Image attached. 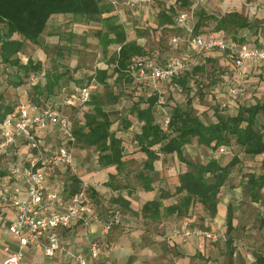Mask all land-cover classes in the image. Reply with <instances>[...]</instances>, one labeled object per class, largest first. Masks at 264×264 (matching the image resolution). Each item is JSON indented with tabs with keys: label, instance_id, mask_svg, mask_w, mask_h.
<instances>
[{
	"label": "trees",
	"instance_id": "1",
	"mask_svg": "<svg viewBox=\"0 0 264 264\" xmlns=\"http://www.w3.org/2000/svg\"><path fill=\"white\" fill-rule=\"evenodd\" d=\"M246 1L251 3L254 0ZM159 3L163 4V1H159L157 6ZM182 3L188 5L189 1L183 0ZM176 13L173 2L169 3L165 9L158 12L159 24H175L173 15ZM195 15L196 33L204 34L210 30L238 46L248 44L247 34L242 31L246 30L253 35H258L260 32V27L255 25L248 15L238 10H231L217 16L201 9L195 11ZM60 16L79 18L88 26L97 25L95 26L97 27L96 36L106 53L110 46H121L119 52L115 49L112 53L107 67L95 68L94 74H91L82 85L91 82L93 77H95L96 85L101 84L104 87L110 85V78H113L115 84H132L133 78L128 70L136 59L145 57L146 51L136 40L128 39L125 23L120 20L119 13L108 0H0V67L12 69L7 77H14L15 80L10 79L9 81V84L14 87L25 85L26 78L28 76L30 78L32 73L38 76V83L35 84L31 83L28 78V82L31 83L30 91L27 93L30 95L29 102L21 103L30 107H45L63 99L61 89L64 86L69 89L73 87L69 83L64 84L66 72H63L57 65L54 68L45 69L43 61L28 56L27 61L24 62L20 57V54L26 51L27 43L39 44L49 21L52 18H60ZM135 29L139 31L141 28ZM77 37H79L78 34L72 30L69 31L70 40ZM61 40L60 37L56 46V51L60 55L63 53L60 48V46L63 47V44H60ZM258 41L257 38L254 41L256 45L251 46L258 47ZM222 54L227 56L226 52ZM111 66L113 73L110 72ZM203 70L202 64H196L192 69L173 78L170 83H166L169 86L164 87L167 88L166 93L159 89L162 96L166 97L170 94V89L183 91L187 85L186 81L190 79L189 75L195 78V73ZM79 82H74L76 87H79L77 86ZM158 100V95L151 96L146 100L145 107H142L141 101H138L130 106L132 107L130 113L135 114L137 119L143 122L141 133L136 135V139L148 157L144 162L143 170L138 175L146 190L153 189L151 184L153 177L149 173L154 172V161L159 157V152L176 154L186 166V170L179 173V184L174 191V194L179 195V201L168 206V212L183 214L192 205L199 203L209 217H215L218 212L220 193L227 184H230L235 171H241L242 180L245 181L244 191L250 200L263 202L264 160L260 161V164L257 163L258 167H262V171H257L258 167L249 170L245 166L248 161L264 156V102L240 107L234 115L219 116L215 121L205 122L199 115L163 101V104L166 103L165 105L170 108L169 128L165 131L156 122L154 115ZM17 105L3 98L1 94L0 121L13 115ZM87 106L89 108L84 111L85 122L82 124L77 121L76 125H73L78 143L83 147H95L99 152L98 157L101 164L115 165L121 169L124 165V147L122 139L117 137L116 132L112 130L116 118L106 109L104 97L98 92L91 94L85 107ZM66 108H62L66 114H69L70 110L77 113L82 109L79 105ZM124 123L128 128L132 121L124 119ZM192 143L205 146L211 151V156L204 161H196L187 156L185 151ZM155 145H159L158 150L152 148ZM222 148L226 151L220 152ZM228 151L233 153V157L225 161L224 155ZM145 170L149 173L146 174ZM4 174V171L0 170V179ZM71 180L70 185L64 182L67 188L65 198L82 189L83 183L77 176L71 177ZM230 185H234V182ZM167 195L166 191H162L157 199L147 202L143 206V214L158 218L163 207V198ZM234 217L233 208L229 205L226 218L228 232L233 229ZM261 222H264V218Z\"/></svg>",
	"mask_w": 264,
	"mask_h": 264
},
{
	"label": "crops",
	"instance_id": "2",
	"mask_svg": "<svg viewBox=\"0 0 264 264\" xmlns=\"http://www.w3.org/2000/svg\"><path fill=\"white\" fill-rule=\"evenodd\" d=\"M182 1H163L164 4L161 7L155 8L157 10L156 18H158L159 10L165 9L171 2H173V7L177 12L195 7L196 2L194 0H187L189 1L188 5H183ZM256 1L262 3L264 10V0ZM155 10L145 9L135 14L139 16L138 18L141 19L142 23L141 26L137 27L141 28L139 31L154 27L158 29L156 31H159L160 27H162L163 29H170L172 32L177 30L178 33H175L173 36L185 35L184 30L176 27L175 24L160 25L159 20L155 24L150 23V18L147 17H151V12ZM117 12L122 16L121 13L124 12V8L120 7ZM176 15L177 13L173 15V19ZM144 20H148L149 24L147 22V25H143L145 24ZM122 22L130 24L129 19L126 20L124 15ZM125 25L126 31L129 33L127 24ZM129 27L132 30L130 25ZM74 32L78 34L75 30ZM45 33L46 30L41 37H44ZM130 39L132 40V38ZM134 40H136V37ZM136 42L140 44L138 40ZM31 45L33 46L29 47L26 45V53L28 56L44 62L46 53H44V48L41 44ZM183 46L187 52H191L185 45ZM116 48L117 46H115ZM145 51L146 55L144 58H157L155 52L149 53L147 50ZM217 56H223L222 52L218 51ZM55 61L58 67L63 65L62 61ZM196 64L198 63L191 62L190 69ZM252 64L256 65L255 69L258 70L255 72L258 75L262 73L263 70L261 71V68L264 67V61L247 62L243 68V72L245 70L248 72V69L251 70L253 67ZM253 79L257 80L258 78H250V80ZM257 85H260V89L263 90L264 80L260 81L259 84L255 83L252 87L256 88ZM98 86L103 85L98 84ZM128 86L135 88L132 93L134 97H128L131 106L141 101L142 107H145L148 98L155 96V94L159 96V100L155 105L154 115L156 122L162 128L163 113L161 108L165 107L162 101L164 97L159 89H150V87H155L156 84L149 82L137 83L133 79L132 84ZM150 93H152L151 96H149ZM232 99L228 97L227 103L232 104ZM127 107L130 114L129 119L132 121L130 127H132L134 125V120L130 113L132 107ZM165 108L170 112V108ZM81 110L82 118H79L78 121L83 124L85 122L84 108ZM108 111L111 112L110 110ZM114 114L111 112L112 116ZM137 124L135 136L130 142L124 141L122 136L116 133L117 137L122 139V145L124 147V165L121 169H118L115 165L101 164L98 157L99 152L95 147H83L77 141L74 146L73 169L60 166L61 171L58 176L60 178L56 177L57 182L55 183L52 177L56 176V168L47 172V185L53 189L57 188V183L60 182L59 180H62V182L66 181L70 185L72 181L71 177L77 176L83 183L82 187L86 185L89 194L91 193L90 196L87 195V200L100 215V220L87 224L82 218H76L69 227H58L56 232L62 249L58 250L52 257L45 254L42 245L27 244L22 251V263L79 264L77 256L82 255L86 260V264H264V222H261L264 216L260 218V222H235L237 219L235 209L241 201L236 194L242 193L248 197L244 191L245 181L242 180L241 171L234 172L231 181L236 182V186L228 190V195L232 192L238 200L233 201L234 198H228L226 204L221 203V194L229 188L227 184L220 193L218 212L215 217H209L203 209V206L199 203L192 205L183 214H177L176 212L170 213L167 207L179 201L180 197L174 194V191L175 187L179 184V173L185 171L186 166L179 160L176 154L159 152V157L154 161V172L149 173L148 170H145L146 174L149 173L153 177V182L151 183L153 189L146 190L138 175L143 170L144 162L148 157L136 139V135L141 133L143 122L137 119ZM49 127L43 132L48 146L64 145L67 143L56 125L50 124ZM50 129L53 131L51 132ZM50 132L53 138L49 136ZM46 133H48L47 136ZM58 137L62 139L61 142L57 140ZM194 144L196 145L197 143H193L192 145ZM18 147L19 158L23 160L28 153L27 146L22 140H19ZM189 147H187L185 154L194 159L195 157L191 154ZM199 147L204 148L205 146L201 145ZM152 148L158 150L159 145H155ZM7 163L4 160L0 161V170L5 173L1 177L0 182L8 185V187L19 186L22 192H24L26 183L17 176L12 177L9 175L5 169ZM245 167L249 170L254 169L251 161H248ZM162 191H166L168 195L163 198V207L161 208L159 217L154 218L150 215H144L142 212L143 206L147 202L157 199ZM250 201L253 205L264 204V200L262 203ZM229 205L232 206L235 216L232 222L233 229L231 232H228L226 222ZM56 207L60 211L64 210V204L60 201H56ZM112 208L120 210L121 222L108 231L105 229L104 223L110 216V209ZM196 210L206 213L204 222H196L192 217ZM13 218L14 208L10 200H0V264L20 248L19 238L8 230ZM207 233L215 234L217 239L215 241L210 239L206 235ZM43 241L46 243L47 239ZM92 243H96L99 247V253L96 257L92 255L90 250Z\"/></svg>",
	"mask_w": 264,
	"mask_h": 264
},
{
	"label": "built area",
	"instance_id": "3",
	"mask_svg": "<svg viewBox=\"0 0 264 264\" xmlns=\"http://www.w3.org/2000/svg\"><path fill=\"white\" fill-rule=\"evenodd\" d=\"M108 1L117 11L123 7L137 14L145 9L155 10L159 1L166 0ZM174 20L176 27L183 29L185 35L173 36L170 41L171 48L177 49L183 44L191 52L199 54L214 49L226 52L228 58L237 67L233 80L239 81L243 77L242 69L247 62L264 61V49L260 47L248 44L238 46L210 30L204 34L196 33L195 7L178 11ZM120 49L121 46H117V52ZM190 68V62H186L177 54H171L163 62L155 57L136 59L128 73L137 83H170L173 78L182 75ZM29 80L33 84L38 83V76L32 73ZM233 80L230 84L233 86H230L228 91L230 98H235L242 89ZM93 84H95V77L88 84L79 87L73 86L69 89L64 86L61 89L63 99L45 107H30L19 103L13 115L0 121V161L8 162L5 169L10 176H17L26 183V189L22 192L19 186L8 187L0 182V200H10L14 208V218L8 230L18 237L20 242L19 250L9 255L2 264H23L22 251L27 244L42 245L45 254L52 257L62 249L56 232L58 227H69L76 218H82L87 224L100 220V215L87 200L84 186L79 192L65 198L67 188L64 182H59L56 189L49 188L47 185L48 171L60 166L73 169L74 164V146L77 143V138L70 116L64 113L62 108L75 105L84 108L91 98ZM151 95L152 93L149 94V96ZM223 105L226 106V103ZM161 111L163 113L162 129L166 131L169 128L170 113L165 107H162ZM50 124L58 127L67 142L66 144L48 146L43 132L48 129ZM19 140H22L28 149L23 160L19 158ZM225 151V148L220 150V152ZM56 201L64 204L63 211L56 207ZM120 222V210L112 208L104 227L109 231ZM206 235L214 241L217 239L215 234L207 233ZM44 239H47L46 243H44ZM90 250L94 257L99 253L96 243H92ZM77 260L79 264H86L82 255H78Z\"/></svg>",
	"mask_w": 264,
	"mask_h": 264
},
{
	"label": "rangeland",
	"instance_id": "4",
	"mask_svg": "<svg viewBox=\"0 0 264 264\" xmlns=\"http://www.w3.org/2000/svg\"><path fill=\"white\" fill-rule=\"evenodd\" d=\"M194 1L196 2L195 11L203 9L209 14L219 16L226 14L231 10H238L242 14L248 15L250 20L254 21L253 23L260 27V32L258 35H253L251 32L246 30L242 31V33L245 32V34H247L248 45H256L254 41L258 38V47L264 49V10L261 2L259 3L256 0L251 3H248L246 0ZM163 4L159 3V6L161 7ZM159 6L156 7L158 8ZM121 14L122 16L119 14L121 21L123 15L126 20L129 19L130 21V24L125 23L127 24V30L129 32L128 39H134L136 37V40H138L145 50L149 53L155 52L160 62L166 60L171 54H177L186 62H197L198 64H202L204 67L203 71L195 73V78L189 75L190 79L189 81H186L187 85L186 87L184 86L185 89H183V91L173 90L168 87L171 93L162 98V101L169 105H178L192 114L199 115L205 122L215 121V119L219 116L226 117L234 115L240 107L249 106L257 102H264V89H260V85H257L256 88L252 87L255 83L259 84L260 81L264 80V67L261 68V71L263 70L262 73L258 75L255 72L258 70L255 69L256 65L252 64L253 67L251 70L248 69V72L246 70L243 72L242 69L243 77L239 79V81L235 79L233 80L234 72L237 69L236 64L230 61L231 59L225 55L217 56L219 50L214 49L204 52L203 54H199L187 52L183 45L178 49H172L170 46V40L175 33H178L177 30L172 32L170 29H163L160 27L159 31H156L158 29H155L156 27H154L151 29L136 31L135 28L142 25L141 19L138 18L139 16L133 14L125 8L124 12ZM156 14L157 10L151 12V17H147L150 18V23H157L159 17L156 18ZM147 22L149 24V21L147 20L143 25H147ZM129 25L132 27V30ZM95 26H88V24H84V22L79 20V18L72 19V17L65 16L52 18L49 21L44 37H41L40 39V44L44 48V53H46V58H44L43 62L44 68H54L57 65L55 60L62 61L63 65L60 68L63 72H66L64 84L69 83L70 85L73 84L72 86H76L75 83L80 81L77 85L80 86L89 79L95 68L107 66L110 56H112V53L115 51V46H110L107 53L104 52L99 43V39L96 36L97 27ZM70 30H75L79 34V37L70 40ZM60 37L62 39L60 44H63V47L60 46L63 50L61 55L56 51V46L59 43ZM27 45L29 47L33 46L30 43ZM20 57L25 62L27 61L28 54L24 51L20 54ZM5 68L6 67L4 66L0 67V95L3 94V98H7V100L11 101L15 105L21 102H29L30 95H27L30 91L29 89L31 84L28 82L29 76L26 78L25 85L21 87H14L9 84L10 79H14V77H7L9 76V71L12 69L6 68V70ZM110 72L113 73L112 66ZM252 77H256L258 79L250 80ZM70 79H72L75 83ZM232 80L235 81V84L238 85L240 89H242L240 90V93L232 99V104H228L229 87L233 86L230 85L229 82ZM167 86L169 85L166 83L157 82L156 86L150 87V89H162L166 93L167 88L164 87ZM134 90L135 88H131V86L129 87L126 84L113 83V78H110V85L108 87L93 84L91 88L92 93L98 92L102 94L106 102V108L112 113H115L113 117L116 118V122L112 126L113 130L121 135L124 141L129 142L134 138L136 132L135 128L138 126L135 114L131 115L134 120V125L132 127L126 128L124 123V119L128 120L130 116L127 110V106H131V103H129L130 99L128 97H134L132 94ZM224 103H226V106L223 105ZM165 104L162 105L167 107ZM88 108L89 106L85 107L83 111H86ZM65 109L67 108L65 107ZM68 115L70 116L72 125H76L78 119L82 118V110H78L77 113L70 110ZM51 132L49 133V136L53 138ZM47 134L48 133H46V136ZM57 140L59 142L62 141L59 137ZM54 141L56 140L54 139ZM192 144L189 145V150L195 157L194 159L196 161H204L211 156V151L207 148H201L197 144ZM232 157L233 153L228 151L224 155V160H230ZM262 160H264V156H258L255 160L251 161L254 169L258 167L257 163L259 162L260 164V161ZM256 170L262 171V167L259 166ZM60 171V167L55 169L56 176L52 177L54 183L57 182L56 177L60 178L58 177L60 175ZM59 181L62 182V180ZM232 182L233 181H230L229 183L231 184ZM230 184H228L229 188L221 194V203L226 204L228 202V198H234L233 201H237L238 198L241 200L240 204H238L235 209V213L237 212V219L235 222H260V218L264 216V204H260V202V205H253L251 204L250 197L248 198L242 193L236 194L238 198L235 197L232 192L228 195V190L235 187L236 182H234V185L232 186ZM84 187L86 188L87 195L90 196L91 193L89 194L87 186L85 185ZM205 214L206 213L204 212L196 210L192 217L196 222H204L206 217Z\"/></svg>",
	"mask_w": 264,
	"mask_h": 264
}]
</instances>
